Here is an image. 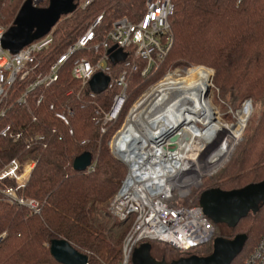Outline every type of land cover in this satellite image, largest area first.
<instances>
[{"label": "trees", "instance_id": "1", "mask_svg": "<svg viewBox=\"0 0 264 264\" xmlns=\"http://www.w3.org/2000/svg\"><path fill=\"white\" fill-rule=\"evenodd\" d=\"M25 1L0 0V26L10 28ZM85 1L76 0L74 10L63 15L53 28L55 44L47 64L63 54L99 16L104 18L97 28V42L114 21L121 18L139 21L147 2L94 0L84 7ZM172 2L173 48L159 70L148 79L140 73L131 78L127 91L129 103L117 123L108 126L106 134L94 123L90 102L67 97L69 91L78 92L81 86L72 76V61L63 68L56 84L34 95L37 99L44 93L39 107L34 100L30 109L19 107L16 99L24 86L17 84L12 89L10 103H15L14 109L0 120V130L11 123L23 133V138L13 142L0 137V171L14 159L22 164L33 160L36 166L24 193L26 198L38 201L41 208L36 213L8 202L3 192L14 183L0 182V264H60L50 251L51 242L58 239L66 240L87 255L89 264H121L123 242L134 219L121 222L109 211L128 173L127 167L113 156L109 143L134 101L169 70L192 66L210 69L214 72V93L224 110L239 112L248 102L253 107L232 158L216 173L203 178L184 205L199 206L200 197L207 190L233 191L264 181V0ZM48 5L46 1L39 7ZM115 68L118 72L121 65ZM194 72L211 82V71ZM53 104L57 107L55 111L50 110ZM67 107L74 111L69 116V125L56 116ZM256 114L258 118L254 119ZM33 117L37 118L36 122ZM38 136H45V140H35ZM84 155L91 158L93 172L75 170L76 160ZM229 230L233 238L247 237L240 258L233 263L244 264L264 236V205L257 215H250ZM217 237L215 232L214 239ZM164 246L177 253L173 261L191 255L207 256L212 252L213 241L191 253Z\"/></svg>", "mask_w": 264, "mask_h": 264}, {"label": "built area", "instance_id": "2", "mask_svg": "<svg viewBox=\"0 0 264 264\" xmlns=\"http://www.w3.org/2000/svg\"><path fill=\"white\" fill-rule=\"evenodd\" d=\"M46 1L50 2L32 0L35 7ZM92 2L94 0H86L84 7ZM173 13L172 0H147L144 15L139 21L118 19L103 39L97 42V28L104 18L101 15L50 65L47 59L55 44L53 30L13 55L1 43L9 28L0 26V120L14 109L15 103H10V98L17 84L24 87L16 104L30 109L34 100V104L39 107L44 101V93L37 99L34 95L56 84L63 68L72 61V76L81 86L78 92L69 91L67 97L75 96L81 103L90 102L94 108L93 121L100 127L101 133L106 134L108 126L117 123L129 103L127 91L131 78L140 73L148 79L159 70L171 52L174 38L170 18ZM112 48H115L114 51L109 53ZM116 52L120 54L113 58ZM117 64L121 65L118 72L115 68ZM170 73L134 101L125 121L109 143L115 159L128 170L109 211L121 222L134 219L123 242L121 264H131L134 251L143 243L158 242L178 252L191 253L209 244L215 237V227L202 208L198 205H184L193 188H198L207 176L203 175V171L196 172L194 166L179 164L173 157L176 151L174 145L146 150L143 147L137 153L130 154L133 149L129 142L123 145L118 143L120 134L138 122L143 112L139 109L148 99H152L160 84L170 77ZM96 76L109 80L103 92L96 93L91 88L90 83ZM56 109L54 104L50 106L51 111ZM73 114L74 111L67 107L66 111L58 112L56 116L69 125V116ZM36 121L37 118L33 117V122ZM70 135H73V131H70ZM0 137L18 142L23 138V133L9 123L0 130ZM35 140L44 141L45 136L35 137ZM35 166L33 160L22 164L14 159L0 171V182L14 183L3 192L8 202L38 213L41 208L39 202L26 198L24 193ZM94 170V164L87 168L88 173ZM244 264H264V236Z\"/></svg>", "mask_w": 264, "mask_h": 264}, {"label": "bare ground", "instance_id": "3", "mask_svg": "<svg viewBox=\"0 0 264 264\" xmlns=\"http://www.w3.org/2000/svg\"><path fill=\"white\" fill-rule=\"evenodd\" d=\"M198 69L204 68L195 66L187 69L185 76H179L187 77ZM212 80L213 72L211 84L199 74L183 79L170 75L139 109L143 111L140 119L120 134L118 143L129 142L133 149L130 154L143 147L146 150L174 145L177 152L173 157L179 164L194 166L196 172L211 173L219 168L231 156L240 132L220 123L210 99ZM209 147L210 154L203 158Z\"/></svg>", "mask_w": 264, "mask_h": 264}, {"label": "water", "instance_id": "4", "mask_svg": "<svg viewBox=\"0 0 264 264\" xmlns=\"http://www.w3.org/2000/svg\"><path fill=\"white\" fill-rule=\"evenodd\" d=\"M75 1L50 0L45 8L35 7L32 0L25 1L14 24L5 33L1 41L2 47L14 55L34 41L45 37L63 15L74 10ZM114 49L112 48L109 53ZM119 54L120 52H116L112 57L117 58ZM108 83V79L96 76L90 85L94 92L99 93L107 88ZM90 165L91 158L84 155L76 160L74 168L77 171H85ZM262 205H264V181L233 191L207 190L202 193L199 201L204 214L214 224L225 225L228 229H235L243 219L257 215ZM246 242L245 236H237L233 239L219 237L213 240L211 254L192 255L170 262L154 258L152 245L143 243L134 251L132 264H233L243 252ZM50 251L60 264H89V257L78 252L66 240H53Z\"/></svg>", "mask_w": 264, "mask_h": 264}, {"label": "rangeland", "instance_id": "5", "mask_svg": "<svg viewBox=\"0 0 264 264\" xmlns=\"http://www.w3.org/2000/svg\"><path fill=\"white\" fill-rule=\"evenodd\" d=\"M169 72H171L170 74H171V77H173V79L187 78L190 75H192V73L198 74L197 72H192V73H189L187 77H181V76H185L186 75V70H175V71H170L169 70ZM172 74H173V76H172ZM179 75H181V76H179ZM207 81H209V80H207ZM210 84H211V82H210ZM210 99L212 101L213 106L218 111V118L220 120V123L223 126H225V127H229L231 129H233V131H235V132H240L239 139H238V141L236 143V145H237L239 140H241L243 138V136H244V132H245V130L247 128V124H248L249 118H250V116H251V114L253 112L252 105L251 104H246L245 107L243 108V110H241L239 112L233 111L231 109L224 110L221 107L220 102L216 98V94L214 93L213 86H212V89H211V92H210ZM257 118H258V115L256 114L254 116V119H257ZM124 121H125V118L123 120L121 119L119 124H122ZM202 127H203L202 125L199 126V128L203 129L204 127L203 128ZM241 135H242V138H241ZM236 145L234 146V149H233V151L231 153V156L228 158V161L232 158L233 152L235 151V148H236ZM210 152H211V147H209L208 149L206 148V150L203 152L204 155H205V157H203V158H206V156H208V154H210ZM225 163H223V165H221L219 168H217L213 172L214 173L217 172L221 167L224 166ZM202 173H203V175H207V176L213 174L212 172L211 173L202 172ZM196 188L197 187H194L193 191H196ZM213 225L215 227L216 234L218 235L217 238H219V237H222V238L232 237L231 236L232 232L225 225H222V224L218 225V224H214V223H213ZM229 239H231V238H229ZM151 245H152V255H153L154 258H156L158 260L162 259V260H166V261H172V259L177 256L176 252H174V251H172L170 249H166L165 246L163 244H161V243L152 242Z\"/></svg>", "mask_w": 264, "mask_h": 264}]
</instances>
